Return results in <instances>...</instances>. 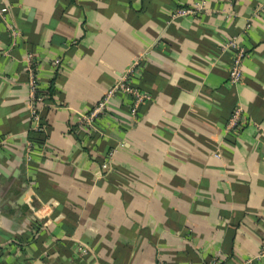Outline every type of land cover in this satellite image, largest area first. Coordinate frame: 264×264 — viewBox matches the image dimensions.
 Returning <instances> with one entry per match:
<instances>
[{"label": "crops", "instance_id": "obj_1", "mask_svg": "<svg viewBox=\"0 0 264 264\" xmlns=\"http://www.w3.org/2000/svg\"><path fill=\"white\" fill-rule=\"evenodd\" d=\"M196 1L204 10L173 17ZM4 8L0 264H264V0ZM230 41L247 54L237 84ZM124 76L151 95L130 126L116 95L101 134L77 128Z\"/></svg>", "mask_w": 264, "mask_h": 264}, {"label": "built area", "instance_id": "obj_2", "mask_svg": "<svg viewBox=\"0 0 264 264\" xmlns=\"http://www.w3.org/2000/svg\"><path fill=\"white\" fill-rule=\"evenodd\" d=\"M204 10V4L196 1L192 6L178 8L174 14V18L184 17L188 15H196ZM7 9L4 8L0 11V14L4 17ZM226 48L234 52L232 64L229 70V81L233 84H237L243 79V61L246 57V53L242 50H238L235 41H230L226 44ZM60 59H56L53 64L59 65ZM31 101H30V113L33 118V127L35 130H42L41 117L39 114V104L42 102L41 95L38 94L39 80L37 76H32L31 82ZM124 96L129 98L130 103V120L124 122L127 126H130L132 119L138 116V109L144 103L151 99V95L141 91L139 88L134 86L128 76L122 77L120 80L115 82L108 92L101 98L96 106L86 114L79 116L77 120V128H84L87 130L88 135L101 134L99 128L100 117L107 116L110 113V102L114 96ZM132 118V119H131ZM242 110L237 108L231 119L230 126L241 128ZM128 126V127H129ZM34 146L31 142L28 143L27 158L31 159ZM78 254L88 255L89 248L81 245L78 248ZM215 263V262H213Z\"/></svg>", "mask_w": 264, "mask_h": 264}, {"label": "trees", "instance_id": "obj_3", "mask_svg": "<svg viewBox=\"0 0 264 264\" xmlns=\"http://www.w3.org/2000/svg\"><path fill=\"white\" fill-rule=\"evenodd\" d=\"M41 124H43L42 118H41Z\"/></svg>", "mask_w": 264, "mask_h": 264}]
</instances>
